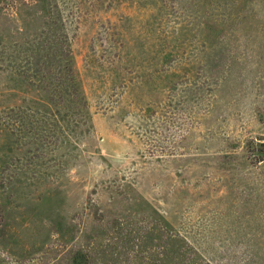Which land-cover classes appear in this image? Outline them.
<instances>
[{
  "label": "rangeland",
  "instance_id": "1",
  "mask_svg": "<svg viewBox=\"0 0 264 264\" xmlns=\"http://www.w3.org/2000/svg\"><path fill=\"white\" fill-rule=\"evenodd\" d=\"M58 29L81 100L46 123L23 72ZM262 143L264 0H0V264H163L169 234L264 264Z\"/></svg>",
  "mask_w": 264,
  "mask_h": 264
},
{
  "label": "trees",
  "instance_id": "2",
  "mask_svg": "<svg viewBox=\"0 0 264 264\" xmlns=\"http://www.w3.org/2000/svg\"><path fill=\"white\" fill-rule=\"evenodd\" d=\"M68 37L63 30L58 29L51 36V47H43L37 53L35 49H32V54L26 57L25 62L28 69L23 72V75L32 80L40 92L46 94L44 97L46 123L57 120L53 108L58 107L59 102H64L66 108L73 109L76 103L81 100V92L76 82L73 66L74 55L71 47H65ZM257 147H261V145H257ZM257 150L258 158L263 161L264 149L259 148ZM192 242L185 240L180 235L169 234L164 242L163 264H201L204 259L208 261L204 264H211L205 257L202 245H196L195 242ZM193 250L195 253L190 254L189 252ZM135 261L137 264L139 256H136ZM68 262L69 264H109L105 256L96 257L90 250L83 247L71 249ZM128 262L129 260L127 264H129Z\"/></svg>",
  "mask_w": 264,
  "mask_h": 264
},
{
  "label": "water",
  "instance_id": "3",
  "mask_svg": "<svg viewBox=\"0 0 264 264\" xmlns=\"http://www.w3.org/2000/svg\"><path fill=\"white\" fill-rule=\"evenodd\" d=\"M261 146L264 147V143H262Z\"/></svg>",
  "mask_w": 264,
  "mask_h": 264
}]
</instances>
